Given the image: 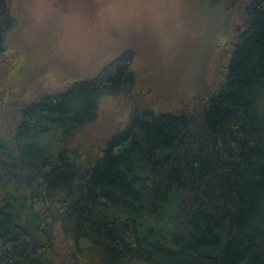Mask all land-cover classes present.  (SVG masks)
Listing matches in <instances>:
<instances>
[{"label":"trees","instance_id":"16d2710c","mask_svg":"<svg viewBox=\"0 0 264 264\" xmlns=\"http://www.w3.org/2000/svg\"><path fill=\"white\" fill-rule=\"evenodd\" d=\"M195 1L215 74L163 100L130 48L42 81L0 0V264H264V0Z\"/></svg>","mask_w":264,"mask_h":264},{"label":"rangeland","instance_id":"374dc122","mask_svg":"<svg viewBox=\"0 0 264 264\" xmlns=\"http://www.w3.org/2000/svg\"><path fill=\"white\" fill-rule=\"evenodd\" d=\"M15 2L21 17L30 24V43L34 39L38 43L34 54L41 44L47 51L45 59L36 60L37 66L48 72L42 81L74 72L91 77L128 48L136 58L139 53L151 61L144 64L148 69L142 72L144 84H157L163 100L176 96L181 87L188 90L194 84H205L200 75L207 83L213 80L216 55L211 49L218 25L215 28L208 18L211 12L196 7L195 0Z\"/></svg>","mask_w":264,"mask_h":264}]
</instances>
